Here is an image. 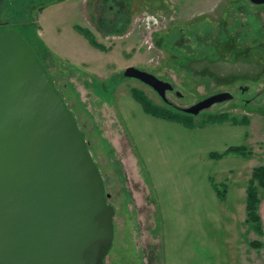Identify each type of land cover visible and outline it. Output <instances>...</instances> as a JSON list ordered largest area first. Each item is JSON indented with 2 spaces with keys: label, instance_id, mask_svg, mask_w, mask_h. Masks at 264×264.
Wrapping results in <instances>:
<instances>
[{
  "label": "rangeland",
  "instance_id": "374dc122",
  "mask_svg": "<svg viewBox=\"0 0 264 264\" xmlns=\"http://www.w3.org/2000/svg\"><path fill=\"white\" fill-rule=\"evenodd\" d=\"M26 1L43 6L32 29L36 57L83 134L115 210L105 264H164L157 239L161 217L149 208L150 173L127 130V122L138 117L130 103L194 125L215 116L232 124L248 117L264 135V5L249 0ZM9 17L0 11V22ZM128 67L169 83L168 103L125 78ZM224 92L232 98L196 116L182 112ZM250 162L264 166L262 144ZM253 251L246 264H264V248Z\"/></svg>",
  "mask_w": 264,
  "mask_h": 264
},
{
  "label": "water",
  "instance_id": "95a60500",
  "mask_svg": "<svg viewBox=\"0 0 264 264\" xmlns=\"http://www.w3.org/2000/svg\"><path fill=\"white\" fill-rule=\"evenodd\" d=\"M263 5L264 0H249ZM123 76L163 102L172 86L134 67ZM212 95L196 116L230 100ZM83 134L45 67L15 32L0 35V264H104L114 208Z\"/></svg>",
  "mask_w": 264,
  "mask_h": 264
},
{
  "label": "crops",
  "instance_id": "0c3cea01",
  "mask_svg": "<svg viewBox=\"0 0 264 264\" xmlns=\"http://www.w3.org/2000/svg\"><path fill=\"white\" fill-rule=\"evenodd\" d=\"M130 109L140 119L128 121L127 130L150 173L149 208L161 217L164 264H246L253 250L264 248L251 245L264 235L246 222L250 159L264 135L246 116L239 124L194 125L153 117L131 103ZM257 195L264 232V188Z\"/></svg>",
  "mask_w": 264,
  "mask_h": 264
},
{
  "label": "flooded vegetation",
  "instance_id": "af4514ba",
  "mask_svg": "<svg viewBox=\"0 0 264 264\" xmlns=\"http://www.w3.org/2000/svg\"><path fill=\"white\" fill-rule=\"evenodd\" d=\"M4 3L5 0H0V11H4V13L8 11L10 17L6 21L0 22V35L6 31H12L17 33L25 41V43L34 51V54L36 56V49L38 48V45L35 44V40H34L35 34L32 33V29L35 30V26L37 25L36 11L39 9H43V6L39 4L33 5L32 2L27 3L26 0H10L9 6H4ZM15 6L21 7L23 14L20 13V11H17ZM254 6H261V5H254ZM24 13H26V16L24 15ZM172 91L173 90L167 92L172 93ZM175 95L177 97H180L179 93H175ZM258 95L259 94H257V96ZM165 103H168V101L166 100ZM105 262L106 259L104 260V264ZM131 264L134 263L132 262Z\"/></svg>",
  "mask_w": 264,
  "mask_h": 264
},
{
  "label": "trees",
  "instance_id": "16d2710c",
  "mask_svg": "<svg viewBox=\"0 0 264 264\" xmlns=\"http://www.w3.org/2000/svg\"><path fill=\"white\" fill-rule=\"evenodd\" d=\"M142 108L145 113L157 117L163 120H169L174 121L177 123H185L184 121L181 122L179 119L180 117H176L174 115H171L169 113H154L151 110H149L146 106L142 105ZM169 112V111H166ZM224 118L222 116H215L214 119L208 120L207 122H204L203 125H213L216 123H222L224 122ZM188 120V119H187ZM188 124V123H185ZM230 152H237L240 153L243 151L241 148H231L229 149ZM212 157H219L218 155H213ZM258 188H264V166H260L257 168H254L253 175L250 180V182L247 185V202H246V222L253 225L254 231L257 234L264 235V232L261 229V223H260V217L257 213V207L259 204V198L257 195V189ZM221 198H223V193H220ZM251 245L254 248H260L261 244L257 241H254L251 243Z\"/></svg>",
  "mask_w": 264,
  "mask_h": 264
}]
</instances>
